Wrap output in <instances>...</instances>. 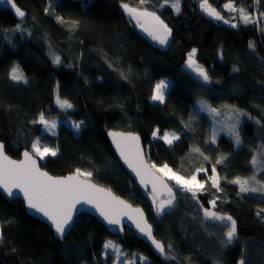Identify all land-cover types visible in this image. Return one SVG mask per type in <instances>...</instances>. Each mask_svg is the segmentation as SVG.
<instances>
[{
    "label": "trees",
    "instance_id": "obj_1",
    "mask_svg": "<svg viewBox=\"0 0 264 264\" xmlns=\"http://www.w3.org/2000/svg\"><path fill=\"white\" fill-rule=\"evenodd\" d=\"M85 1L52 2L54 11L50 9L46 15L48 0H14L27 15L21 22L0 9V142L7 155L19 159L23 151H31L37 136H43L44 143L58 149L57 156L39 161L44 171L52 176L72 174L77 168L93 172L94 183L144 210L155 228V238L172 246L176 260L156 257L129 230L121 241L87 215H80L59 242L46 225L25 213L19 200L9 203L0 195V264H112V257L104 256L103 245L108 240L130 255L146 258L136 264H239L241 259L245 264H262L264 222L255 213L264 207V199L252 194L241 198L237 185L224 179L249 177L252 156L264 148L262 32L253 24L232 20L239 26L231 28L206 17L198 7L200 0H180L179 14L166 5L161 7L163 0H149L145 7L172 29L170 46L158 50L139 35L120 7L122 0H91L87 5ZM123 2L139 5V0ZM226 2L210 0L227 18L231 13L222 9ZM235 2L257 17L264 12V0ZM56 16L64 22H58ZM73 21L79 22L75 31L71 30ZM17 23L22 31H14ZM249 41L255 52L249 50ZM50 48L61 56L60 65L52 64ZM193 48L197 49V62L211 77L209 84L183 69ZM17 64L28 84L9 80L8 73ZM234 66L240 70L233 72ZM120 71L127 80L121 78ZM165 78L172 80L166 103H151L152 87ZM57 91L73 104L68 112L56 106ZM200 99L217 108L234 105L252 117L242 123L239 148L225 135L215 144L209 142L207 119L197 112ZM41 111L49 118L84 121V126L78 135L65 124L59 125L55 135L41 134V126L31 123ZM190 117L194 119L186 128L181 121ZM157 127L161 134L176 131L181 139L166 145L152 137ZM109 130L139 135L147 159L158 166L167 164L179 175L187 177L203 164L207 175L198 174V179L207 182L208 190L197 194L200 203L192 200L190 193L174 188V206L158 216L149 194L142 192L119 164L106 138ZM194 147L211 163L192 151ZM222 154L228 159L216 165L222 188L217 192L208 176ZM212 199H216L214 211L237 221V237L227 247L221 244L226 228L201 218L200 207L209 209Z\"/></svg>",
    "mask_w": 264,
    "mask_h": 264
},
{
    "label": "snow or ice",
    "instance_id": "obj_2",
    "mask_svg": "<svg viewBox=\"0 0 264 264\" xmlns=\"http://www.w3.org/2000/svg\"><path fill=\"white\" fill-rule=\"evenodd\" d=\"M0 2H6L11 5L15 10V15L21 20L26 16L25 11L21 10L14 0H0ZM255 3H259L260 0H254ZM149 3V0H139L138 6H130L129 3L122 2L120 7L123 12L129 17L130 21H135L136 27H138L143 33H145L152 41L156 42L160 46H166L169 44V37L172 35V29L161 19L155 11L148 10L145 5ZM171 7L177 14L180 13L181 6L180 0H163L164 6ZM200 10L215 21H222L224 24L230 25L231 28H237L239 23H232V20L243 23L245 26L249 24L256 25L258 30L264 33V23H260L259 19L264 18V12L259 13V16L254 18V15L250 13L246 7L237 6L235 0H228L223 5V10L230 13H237L230 17H225L218 11L216 7H213L210 0H200ZM52 9L51 2L49 0V7L44 9L45 14H49ZM54 11V9H52ZM58 22L63 23V18L56 16ZM78 21L72 22V31L78 26ZM14 31H22L21 24L17 23ZM249 50L255 52L256 48L252 41L248 43ZM197 49L193 48L187 53L185 60V67L195 74L199 80L204 84L211 83V77L205 67L197 62L196 59ZM49 55L53 65H60L62 63L61 56L57 54L51 48L49 49ZM223 58V57H221ZM107 62V61H106ZM71 66V65H69ZM108 66L117 71L112 63H108ZM240 69L236 66L233 67V72H238ZM122 79L127 80V75L120 71ZM9 80L22 84H28L29 81L25 76V73L21 70L20 66L13 65L8 73ZM170 85L165 79L158 80L151 89L150 100L158 104L166 103V96ZM58 88V86H57ZM56 106L62 112H68L73 108V104L66 98H61L58 91L55 96ZM200 111L208 112L213 117L225 115L221 111L227 110L226 120L229 123L225 124L228 130V134L231 136L237 146L241 144L240 132L238 131L241 123V117L247 116L249 119L252 117L245 111L237 108L234 105L224 104L221 108H217L208 103L205 99L198 101ZM194 119L190 117L189 121H181L186 128L191 127V121ZM33 125H40L41 130L49 135H55L58 126L57 120L49 118V114L41 111L38 116L31 121ZM256 123H260L256 120ZM84 124V121H71V128L75 132H79ZM108 136L112 140V144L115 146L116 152L119 154L120 159L127 165L128 169L134 173L139 184L148 189L151 186V198L153 205L155 206L156 214L159 216L165 212V209L172 208L173 202L176 196L173 193V188L166 183L167 180H172L178 186V189L183 190L186 193L191 194V199L197 204L200 201L197 198L198 193H203L208 189L205 187L206 181L198 179L200 172L207 170L204 165L201 164L196 168L195 172L185 177L179 175L167 164L158 166L155 163L146 159L143 149L140 145V137L132 133H119L115 131H108ZM152 137L156 140H162L164 144L171 146L174 141L180 140L181 136L176 131H164L161 134V130L157 127L152 131ZM43 136H37L35 142L31 145V151H24L20 160H13L5 152V145L0 143V190L9 198H14L18 195L23 196V201L26 208L33 214H39L40 217L47 222L55 231L58 238L64 239L68 232L75 226V216L80 212L81 207H87L94 209L95 213L109 226L119 227L123 231V218L130 220L135 225L140 234L147 237L151 241L155 250L160 253L166 260H176V256L172 254L173 249L169 244L167 247L153 235L152 226L144 219V214L139 208H133L131 204L125 200L113 194V192L107 188L98 186L92 182L93 172L82 171L80 168L67 176L54 177L49 175L48 172L42 170L38 161H44L47 157L57 156L58 149L51 147L43 142ZM212 144L216 143V133L213 132ZM195 153L203 157L204 161L211 163L210 158L201 151L200 148L194 147L192 149ZM258 157L260 163V170L264 171V148H262L257 154L252 156L251 163L255 167L258 164ZM228 157L226 155H220L215 159V163L211 167V175L208 176L211 187L216 189L217 192H221L220 187L221 177L218 174L216 165L222 164ZM225 181L229 184L238 185V194L241 198L248 193H259L264 196V183L257 179L256 174L248 178L236 177L235 179ZM163 193H167V199H160ZM212 208L216 207V199L209 201ZM81 206V207H78ZM204 218L206 220L218 221L226 228L224 231V240L221 244L227 247L237 237V221L228 214H221L216 211H212L205 208L203 211ZM258 220L264 222V207H259L255 213ZM3 243L2 225H0V244ZM103 248L105 250L112 249L116 254L117 259L121 255L120 246L113 241L108 240L104 243ZM140 261L146 260L145 257H139ZM125 264H136V259L125 261ZM239 264H245V261L241 259Z\"/></svg>",
    "mask_w": 264,
    "mask_h": 264
},
{
    "label": "water",
    "instance_id": "obj_3",
    "mask_svg": "<svg viewBox=\"0 0 264 264\" xmlns=\"http://www.w3.org/2000/svg\"><path fill=\"white\" fill-rule=\"evenodd\" d=\"M0 9H4V10H6V11H8V12H10V14L15 18V20H17V21H19V22H21V21H24L25 19H26V17H27V15L24 17V19L23 20H21L20 18H18L16 15H15V10L11 7V5H9V4H7L6 2H0ZM128 17V16H127ZM129 18V17H128ZM134 23H135V21H133ZM137 28V32L139 33V35L144 39V40H146V42L151 46V47H153V48H155V49H158V50H166L169 46H170V43H171V38H172V35L169 37V44L168 45H166V46H160V45H158L156 42H154V41H152L145 33H143L138 27H136ZM109 131H115V132H119V133H132V132H122V131H117V130H109ZM132 134H135V133H132ZM135 135H137V134H135ZM139 136V135H138ZM140 137V136H139ZM106 138H107V141H108V143H109V145L111 146V149H112V151H113V153L115 154V156H116V158H117V160H118V162H119V164L121 165V167L124 169V171L129 175V177L133 180V182L136 184V186L142 191V192H144V193H148L150 196H151V186L149 185V187H148V189L147 190H145V188H143L140 184H139V181L136 179V177H135V175H134V173H132L129 169H128V167H127V165H125L124 164V162L120 159V156H119V154L116 152V149H115V146L112 144V140H111V138L108 136V132L106 133ZM1 143V142H0ZM140 145H141V148L143 149V151H144V154H145V157H146V153H145V150H144V147H143V144H142V140H141V137H140ZM6 152V151H5ZM24 152V151H23ZM23 152L21 153V155H20V158L19 159H14V158H11L9 155V157L11 158V159H13V160H20V159H22L23 158V156H22V154H23ZM7 155V154H6ZM146 159H147V157H146ZM38 163H39V161H38ZM43 170V169H42ZM50 175V174H49ZM67 175H70V174H67ZM67 175H64V176H67ZM54 177H63V176H54ZM93 182V181H92ZM166 183H168L169 184V186L170 187H172L171 186V184L166 180ZM98 186H100V185H98ZM101 187H103V186H101ZM105 188V187H104ZM173 188V187H172ZM173 193H174V195H175V190H174V188H173ZM114 194V193H113ZM0 195L6 200V201H8L9 203H11L12 201H14V200H19L22 204H23V206H24V210H25V213L28 215V216H30V217H32V218H35L36 220H38V221H40V222H42L44 225H46L47 227H48V229L52 232V234H53V237L56 239V240H58L59 242H63L64 241V239H60V238H58L57 236H56V234H55V231H54V229L47 223V222H45L41 217H40V215L39 214H33L31 211H29L27 208H26V206H25V204H24V201H23V196L22 195H18V196H16V197H14V198H9V197H7V195L6 194H4L3 192H2V190H0ZM115 195V194H114ZM117 196V195H116ZM119 197V196H118ZM121 198V197H120ZM122 199V198H121ZM160 199H167V193H163L161 196H160ZM124 200V199H123ZM126 201V200H125ZM127 202V201H126ZM127 203H129V202H127ZM130 204V203H129ZM131 206L133 207V208H139V209H141V211L143 212V214H144V219L148 222V219H147V216H146V213L144 212V210L141 208V207H138V206H134V205H132L131 204ZM78 207H81V206H78ZM80 215H87L88 217H91V218H93V219H95L97 222H99L106 230H107V232L110 234V235H113V236H118L119 238H120V240L121 241H123L124 240V238H125V232H126V230H129L131 233H133V235L137 238V239H139V240H141L144 244H146L149 248H150V250H151V252L156 256V257H159V258H164V257H162L161 255H160V253L159 252H157L156 250H155V248H154V246L152 245V243H151V241H149L148 239H147V237H145V236H143L142 234H140L139 232H138V230L136 229V227H135V225L134 224H132V222L130 221V220H127V218L125 217V218H123V224H122V227H123V231H121L120 230V228L119 227H115V226H109V225H107L99 216H98V214H96L95 213V211H94V209H90V208H87V207H81V210H80V212H78L77 214H76V216H75V223H76V220H77V218L80 216ZM149 223V222H148ZM150 224V223H149ZM151 225V224H150ZM152 226V225H151ZM74 228V227H73ZM72 228V229H73ZM152 228H153V235H154V233H155V228L152 226ZM71 229V230H72ZM71 230L68 232V234L71 232ZM67 234V235H68ZM66 235V236H67ZM65 236V237H66ZM155 237V236H154Z\"/></svg>",
    "mask_w": 264,
    "mask_h": 264
},
{
    "label": "rangeland",
    "instance_id": "obj_4",
    "mask_svg": "<svg viewBox=\"0 0 264 264\" xmlns=\"http://www.w3.org/2000/svg\"><path fill=\"white\" fill-rule=\"evenodd\" d=\"M56 1H58V0H50V2L52 3V2H56ZM91 0H86L85 2H86V5L87 4H89V2H90ZM48 2H49V0H48ZM199 3H200V1H199ZM199 3H198V7H199ZM85 6V5H84ZM199 9H200V7H199ZM222 9H223V6H222ZM201 11V10H200ZM223 11H225V10H223ZM225 12H227V11H225ZM201 13L203 14V15H205L202 11H201ZM228 13H230V12H228ZM233 15H238L237 13H231V16H233ZM206 17H208L207 15H205ZM257 16L256 15H254V18H256ZM210 18V17H209ZM211 19V18H210ZM213 20V19H212ZM215 21V20H214ZM216 22H218V23H220V24H223V25H226V26H228V27H230V25H228V24H224L222 21H216ZM259 22H260V19H259ZM232 23H234V22H232ZM263 35L262 36H264V33H262ZM183 69H185L187 72H189L192 76H194L197 80H199V78H197L196 76H195V74L194 73H192L190 70H188L186 67H185V63H184V65H183ZM165 80H167L168 82H169V85H170V87H171V85H172V80L170 79V78H165ZM199 81H201V80H199ZM202 82V81H201ZM203 83V82H202ZM170 87H169V89H170ZM168 89V90H169ZM151 103H154V104H158V103H156V102H152V101H150ZM196 106H197V112H198V114H201V115H203L206 119H207V127H208V129H209V132H210V137H209V142H211V140H212V136H213V132L215 131V133H216V140H217V138L220 136V135H225L228 139H230L233 143H234V145H235V147L236 148H239L240 146H241V144L239 145V146H237L236 144H235V142L233 141V139L231 138V136L228 134V130H227V128L225 127V124L226 123H229V121H227L226 120V118H225V116H226V113H227V110H225V109H222L221 108V111L223 112V113H225V115H221V116H218V117H213L211 114H209L208 112H206V111H204V112H201L200 111V107H199V104H198V102H197V104H196ZM249 118L247 117V116H244V117H241V123H240V125H239V128H238V131L240 132L241 131V129H242V123L245 121V120H248ZM56 120H57V123H58V126H57V129H58V127H59V125L60 124H65L66 126H68L76 135H78L79 134V132L81 131H79V132H75L72 128H71V121L72 120H70V119H62V118H56ZM83 126H84V124H83ZM83 126H82V128H83ZM81 128V129H82ZM57 129H56V132H57ZM41 134H47V133H45V132H43L42 130H41ZM240 139H241V137H240ZM36 140V139H35ZM35 140L33 141V142H35ZM262 149V148H261ZM261 149H259L258 150V152L261 150ZM258 152H256L255 154H257ZM260 163H262V162H260L259 161V157H258V164L254 167L253 165H252V163H251V165H252V173H251V175L250 176H252L254 173L256 174V177H257V179L258 180H260L262 183H264V171H261L260 170ZM201 173H203V172H200L199 174H201ZM249 176V177H250ZM248 178V177H247ZM167 180V179H166ZM176 190H179V191H181V192H184L183 190H180V189H178V186L175 184V182L174 181H172V180H167ZM237 188H238V185H237ZM186 193V192H185ZM248 194H252V195H256V196H259V197H261V198H263L264 199V196H261L259 193H248ZM150 196V195H149ZM150 198H151V196H150ZM151 200H152V198H151ZM169 209V208H168ZM168 209H165V210H168ZM210 210H212V211H214L213 210V208H212V206L210 205V208H209ZM203 211H204V209L203 208H201L200 207V212H201V218H202V220H204V221H208V222H213V223H216V224H219V225H221L220 224V222H218V221H211V220H206L205 218H204V215H203ZM221 226H223V225H221ZM235 240V239H234ZM233 240V241H234ZM112 241V240H111ZM232 241V242H233ZM114 242V241H113ZM115 244H117L116 242H114ZM117 245H119V244H117ZM120 246V245H119ZM120 249H121V255L119 256V259H117V256H116V254L112 251V249H108V250H105L104 249V256L106 257V256H111L112 257V260H113V262H112V264H125V261H129V260H132L133 259V257H135V259H136V262L139 260V256H137V255H130L127 251H125V250H123V248L120 246ZM260 260H262L261 262H262V264H264V259L261 257V259ZM140 262H142V263H144L145 262V260L144 261H140Z\"/></svg>",
    "mask_w": 264,
    "mask_h": 264
}]
</instances>
